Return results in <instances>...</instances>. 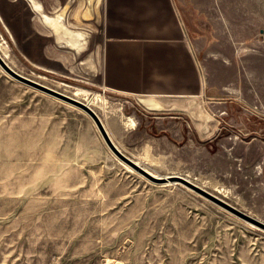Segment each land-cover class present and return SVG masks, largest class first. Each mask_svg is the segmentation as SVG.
I'll use <instances>...</instances> for the list:
<instances>
[{"label":"crops","instance_id":"obj_1","mask_svg":"<svg viewBox=\"0 0 264 264\" xmlns=\"http://www.w3.org/2000/svg\"><path fill=\"white\" fill-rule=\"evenodd\" d=\"M66 1L0 0V45L41 77L75 63L111 139L151 173L264 205V127L228 139L217 112L231 98L264 124V0H96L92 18L74 0L62 18Z\"/></svg>","mask_w":264,"mask_h":264},{"label":"rangeland","instance_id":"obj_2","mask_svg":"<svg viewBox=\"0 0 264 264\" xmlns=\"http://www.w3.org/2000/svg\"><path fill=\"white\" fill-rule=\"evenodd\" d=\"M87 1L92 18L99 7L82 0L84 16ZM0 47L21 73L71 96L79 87L102 95L75 63L73 78L41 77ZM217 112L236 131L264 127L231 98ZM219 123L228 139L241 136ZM203 186L264 222V205ZM250 223L179 181L129 170L84 110L0 67V264H264V228Z\"/></svg>","mask_w":264,"mask_h":264},{"label":"water","instance_id":"obj_3","mask_svg":"<svg viewBox=\"0 0 264 264\" xmlns=\"http://www.w3.org/2000/svg\"><path fill=\"white\" fill-rule=\"evenodd\" d=\"M74 2V0H67L65 3V6L63 9H61L58 13V16L61 15L63 18V15L66 11V9ZM89 4V5H88ZM87 5L90 7V10H87V13H92V8H91V3L87 1ZM88 9V8H87ZM38 11L40 14L47 20L49 21L50 18L48 15L45 14V12L38 7ZM90 17V16H89ZM0 67L10 76L13 78L28 84L34 88H37L41 91H44L50 95H53L57 98H60L64 101H67L69 103H72L78 107H80L82 110H84L93 120L94 124L96 125L102 139L104 140L105 144L107 147L118 157L121 161H123L125 164L129 165L132 169H134L136 172L139 174L145 176L152 182L156 183H162V182H167V181H179L180 183L184 184L188 188L194 190L198 194L208 198L209 200L215 202L216 204L220 205L221 207L225 208L226 210L234 213L235 215L253 223L256 224L262 228H264V222L245 213L244 211L240 210L236 206L232 205L225 199L219 197L218 195L212 193L211 191L207 190L206 188L200 186L199 184L189 180L186 177L180 176V175H155L151 173L149 170H147L145 167H143L141 164H139L137 161L133 160L130 158L128 155H126L124 152H122L118 146L114 143V141L111 139L110 135L108 134L100 116L98 113L94 110L92 106H90L87 102H84L82 100H79L67 93L62 92L61 90H58L54 87H51L49 85H46L42 82H39L31 77H28L17 70H15L10 64L6 62V60L3 58V56L0 54ZM139 102H141L143 105L151 107V108H158V104L156 100L148 97H140ZM225 125L227 126L231 131L236 132L238 135H242L240 132L234 130L232 127H229L226 125L225 122L219 123V126Z\"/></svg>","mask_w":264,"mask_h":264},{"label":"bare ground","instance_id":"obj_4","mask_svg":"<svg viewBox=\"0 0 264 264\" xmlns=\"http://www.w3.org/2000/svg\"><path fill=\"white\" fill-rule=\"evenodd\" d=\"M80 2V1H79ZM78 4V3H77ZM81 6H82V4H81ZM80 6V7H81ZM99 6H100V4H99ZM76 8V7H75ZM74 8V14H76L77 13V11H76V9ZM79 11V10H78ZM97 11V10H96ZM70 16H72V15H70ZM77 15H75V17H76ZM80 18V17H79ZM78 19V18H77ZM79 20V19H78ZM81 20V19H80ZM1 53V52H0ZM2 55V54H1ZM3 56V55H2ZM66 84V83H65ZM68 85V84H67ZM78 94H82L83 95V99H85L86 98V102L90 105V106H92V104H95V103H97L98 102V99H99V97H98V95H97V93H93L92 91H90V90H88V89H86V88H82V87H79V88H76V90L73 92V97H79V96H77ZM85 102V101H84ZM122 163L129 169V170H134V169H132L129 165H127V164H125L123 161H122ZM170 182H176V181H167V182H162V183H170ZM250 223V222H249ZM251 225H253V226H255V227H257L256 225H254V224H252V223H250ZM260 228V227H259Z\"/></svg>","mask_w":264,"mask_h":264},{"label":"built area","instance_id":"obj_5","mask_svg":"<svg viewBox=\"0 0 264 264\" xmlns=\"http://www.w3.org/2000/svg\"><path fill=\"white\" fill-rule=\"evenodd\" d=\"M102 264H121L120 262H118V261H107V262H104V263H102Z\"/></svg>","mask_w":264,"mask_h":264}]
</instances>
